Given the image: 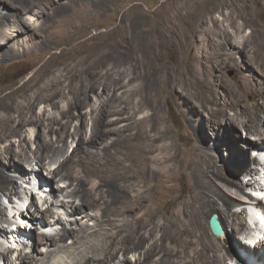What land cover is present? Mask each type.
<instances>
[{
	"label": "bare ground",
	"instance_id": "6f19581e",
	"mask_svg": "<svg viewBox=\"0 0 264 264\" xmlns=\"http://www.w3.org/2000/svg\"><path fill=\"white\" fill-rule=\"evenodd\" d=\"M84 2L87 0H0V4L7 9L5 12L0 9V39H5L0 41V52L4 54L2 58L8 59L3 47L8 46L24 30L30 38L28 41L36 43L33 44L34 49L40 48L43 53L49 51L54 43L45 40L47 36H42L44 33L41 30L53 18H58L56 23L59 22L61 33L69 29L71 32L66 33L71 38L77 36V28L84 23L83 14L86 10L85 6V9L81 8L78 3ZM41 7L45 11L49 9L51 15L48 16V11L47 16H44L45 11ZM141 32L133 29L132 41L141 43ZM259 38L263 40V48L255 49L252 65L254 63L262 70L264 34L258 32L255 40ZM218 39L220 42L214 51L216 66L220 69L226 64V46L248 51V37L242 43H237L232 35L223 32L218 35ZM140 48L142 45L137 47L139 51ZM30 50L14 49L12 53L21 55ZM11 54H8L9 57L13 56ZM141 57L146 58L142 53ZM55 59L52 56L47 59L39 57L42 62L35 73L21 86L12 88L8 94L0 97V110L5 112H0V144L6 142L3 147L0 146V215H3L0 216V241L6 243L10 239L23 237L27 241L29 233L21 228V221H36L39 228L48 231L57 225L61 227L55 235L40 234L36 236L37 239L34 236V249L51 242L50 248L39 251V258L22 251L10 261L7 258L8 254H12V249L8 247L4 249L9 250L7 252L0 250V259L4 264H17V261L19 264H50L55 254L69 250L76 260L74 264H226L230 259L240 260L244 264H264V256H261L264 255L263 245L256 244V241L252 244L243 241L249 249L240 246V251H237V247L230 243L229 234L224 235L223 231V235L217 237L202 225L207 217L216 215L222 230L230 233L238 230L240 239L241 235L245 238L249 234V223L255 227L258 224L253 214L258 207L260 212L264 208V195L263 187H259L255 175L264 180V162L257 155H246L248 157L245 158L243 150L235 153L231 148L236 146L238 149L237 143L241 140L239 130H243L248 138V150L250 147L257 150L264 148L262 84H252V79L247 75L238 76L231 85L223 81L227 91L223 106H218L214 99L193 93L190 105L195 108L197 100L207 111L206 120L200 123L198 132L201 134L192 130L193 144L189 148H177L173 153L172 144H158L165 140L168 131L160 124L159 95L162 91L158 92L152 86L153 81L149 77L151 71L147 72L148 77L145 75L149 83L143 79L137 85L134 82L141 77H135V74L126 84V77L121 74L118 77L106 74L87 81H77L72 78L73 66L66 59ZM184 77L179 73L178 78L174 76L169 79L181 88L185 99L187 88L184 86ZM195 83H198V79ZM100 88L102 92L97 94ZM119 89H122L120 95L117 94ZM89 93L96 95V105L91 106L86 113L91 120L90 136L86 139V116L81 109L91 101ZM256 98H261V105L254 103ZM59 99L64 100L65 106H59ZM185 100L188 101L187 98ZM8 101L14 107L15 115L4 111L8 109ZM39 104L51 106L54 112L47 115L44 109L40 114H35ZM145 105L152 107L154 112L150 116L138 117L142 108H146ZM112 116L115 118L110 119ZM74 121L79 124L73 126ZM27 126L36 128L34 151L28 150L30 139L23 135ZM207 131H211L216 140L221 137L227 147L229 161L219 163L213 160L210 149L213 146L206 143ZM226 132H229V137L224 134ZM10 137L19 139L15 148V143L9 141ZM69 137L76 140L74 148L67 145ZM70 148V153L65 154ZM5 152L10 154L6 161L7 167L2 165ZM63 153L62 159L54 161ZM180 157L186 162V191L179 189L177 184L183 174L175 166ZM241 158L244 163H239ZM28 162L35 168L26 166ZM57 162L55 169L46 168V165L51 168ZM250 162L254 166H250ZM43 170L47 171V176H43ZM19 179H27L26 183L30 185L36 179L33 185L39 186L42 193L46 190L41 188L43 182L50 187L47 189L50 193L45 196L38 192L39 198H43V208H39L33 200L30 189L21 190L17 187ZM248 186L251 187L250 195L246 191ZM3 188L7 193H4ZM58 193L63 194V200H59ZM22 194L25 199L30 196L32 200L25 211L15 212L8 220L7 213H3L5 208L1 199L14 203L17 198L24 205L20 197ZM78 199L79 203H76ZM245 202L249 204L248 207L240 209ZM54 208H57L55 212ZM64 216L70 217V230L65 225L68 218ZM243 217L244 224H241ZM89 222H93V225L89 226ZM35 230L39 229L35 227ZM16 231L18 235L13 237ZM250 235L264 237L258 232H251ZM67 239H72L71 246L66 245ZM131 251L137 254L134 261L128 255Z\"/></svg>",
	"mask_w": 264,
	"mask_h": 264
},
{
	"label": "rangeland",
	"instance_id": "374dc122",
	"mask_svg": "<svg viewBox=\"0 0 264 264\" xmlns=\"http://www.w3.org/2000/svg\"><path fill=\"white\" fill-rule=\"evenodd\" d=\"M78 6L81 8L85 6L86 10L83 14L85 17L84 23L77 28V36L71 38L70 34H67L70 31L69 29H67L68 32L65 31V33H61V29H58L59 22L56 23L58 18H53L49 20L48 25L46 23V25L43 26L44 29L41 30V33L44 34L42 35L40 33L44 37L47 36L44 38L45 40L53 41L54 45H51L49 51L43 53L40 48L34 49L35 45L33 44L36 43H34L33 40V42L30 40L28 41L30 38L27 36L28 34L25 33L26 30L24 29H22L24 30L23 33L19 32V34L11 40L8 46L3 47V49L7 51L8 59L4 60V58H2L4 57V54H1L0 52V97L4 94H8L12 88L21 86L35 73L36 69L42 62L39 60V57H41V59H47L50 56L54 59L57 57L55 60L58 61L66 59L68 64L73 66L72 68L74 71H72V78L77 79V81H87L89 79L99 78V75L101 77L106 74L118 77L121 74L124 78L126 77L124 79V83L126 84L128 83L127 80L135 74V77H141L137 82H134V85H137L141 84L143 79H145V83H149V80L145 78V75L148 77L147 72L151 71L149 72L151 75H149V77L153 81L152 86L156 88L158 92H164H161V96L159 95V116L161 117V127L165 126L168 131L166 134L167 136L164 138L165 140L159 141L158 144H162L163 142L170 145L172 144L174 146L172 152L174 153V150L177 148L185 149L193 144L192 130H195L198 134L200 123L206 120L207 111L201 107L197 100V106H195V108H192L190 105L193 101V93H200L201 97L210 100L214 99L218 106H223L224 99L227 95L223 81L227 83V85H231L238 76L247 75L252 79V84L255 85L260 83L264 88V67L260 70L254 63L252 65V57L254 56V53H256L255 49L260 48L262 50L263 48V40L261 38L255 40V38L257 37L258 32L259 34H264V0H87V2L81 4L78 3ZM134 7H136V10ZM0 9L2 12L7 11L3 4H0ZM41 9L44 10L45 8L41 7ZM48 11L50 12L49 9L44 12V16H47L46 14L49 13ZM50 15L51 12L48 16ZM53 22L55 23L53 24ZM54 25H57V28L54 27ZM60 26L62 25L60 24ZM133 29L137 32L142 31L143 40H141V43L139 41H135L136 43L132 41L131 36ZM223 32L224 34L229 33L232 35L237 43H242L247 37L249 42L247 52H244L235 46H226L228 52V56L226 55V64L220 69L215 63L216 55L214 50L218 42H220L218 35ZM3 40L5 39H0V41ZM256 42H258V45L255 44ZM140 45H142V48H140L139 51L137 47ZM14 49H18L19 51L22 49L31 50L25 54L14 55L12 53ZM141 53L142 55H145L146 58L141 57ZM8 54L13 56L9 57L10 55ZM242 59L244 62H241ZM168 73L171 75V78L174 76L178 78L179 73L185 76L184 82L186 85L184 86L187 88L185 99L187 98L188 101L183 98L184 95L180 92L181 88H179L176 83H171ZM197 79L198 83H195ZM163 85L165 88L164 91ZM101 92V88L97 90V94ZM121 92L122 89H119L117 94L120 95ZM95 96V94L89 93L91 101L86 107L81 109L83 115L86 116V139L90 136L91 127L90 116L86 115V113L90 111L91 106L96 105ZM249 97L250 99H254L251 98V96ZM58 101L59 106H65L64 100L59 99ZM250 101L248 102L249 104L251 103ZM254 103L261 105V98H256ZM10 105L11 103L8 101V109H5L4 111H10V114L15 115L14 109H12L14 107ZM145 106L146 108H142L143 110L137 115L138 117L150 116L154 112L152 107ZM2 107L4 108L6 106L2 105ZM44 109L47 115L54 112V109L51 106H47V104H39L35 109V114H40ZM0 112L5 113L2 110H0ZM111 118L114 119L115 117L112 116L110 119ZM77 124L79 123L74 121L72 125L74 126ZM72 127L70 128V131H72ZM35 133V127L31 128L27 126L25 128V133L23 135H25L27 139H30L29 151H34L36 148L33 141ZM224 134L227 136L229 132ZM205 136H207L206 143L213 146L210 148L212 150L213 160L219 163L229 161V155L227 154L228 150L226 145L221 141V137L219 136V141L216 140L215 137H212L213 133H211V131H207ZM238 136L239 138L241 136V140H238L237 143L239 145H237L238 149H236V146H233L231 151L236 153L238 150L239 152L243 150L242 153L245 158L248 157H246V155H251V157H253L251 150H248L247 148L248 143H246V141H248V138H246L245 132L239 130ZM18 140L19 139L16 137L9 138V141L15 143L14 148L18 144ZM5 144L6 142L0 144V146L3 147ZM67 145L74 148L76 146V140L69 137ZM71 149L72 148L66 150L65 154H69ZM9 156V153H4V157L2 158V165L4 167H7L6 161ZM63 156L64 153L63 155H58L54 161H59ZM245 160L249 163L247 159ZM239 161V163H244L242 158L241 160L239 159ZM47 162L48 161H46V163ZM28 165L33 167L31 162L26 164V166ZM57 165L58 162L51 168L46 165V168H48V170L55 169ZM175 166L180 168L179 172L183 173H181L182 176L177 183L178 187L179 189L186 191L188 189V182L185 172L186 162L184 158L180 157L179 162ZM250 166H254L253 163L250 162ZM42 173L43 176H47V171L43 170ZM34 174H36V172H34ZM22 176L24 175L22 174ZM255 176L258 178L259 187L262 188L264 186V180H262L261 177H257V175ZM248 178L251 179L250 176H248ZM35 180L32 182L33 184L35 183ZM26 182L27 179L17 180V187L21 190L24 188L30 189L33 192V200L37 202L39 208H43V198H39L40 195L38 193L40 192L38 188L39 186L36 187L33 184L30 185ZM47 187L46 183L43 182L41 188H46V190L43 193L40 192V194L42 193L44 196L49 194L50 190L48 191L47 189L50 187ZM250 189L251 187L248 186L246 190L249 195L251 194ZM2 190L4 193H7L6 189L3 188ZM57 195L59 196V200L64 199L63 194L58 193ZM20 197L21 200L24 201V205L20 203L17 198L14 199V203H8L4 198L1 199L3 207L5 208L3 213H7L6 216L8 220L15 212L18 213V211H25L28 203L32 200L30 196L25 199L24 194L20 195ZM76 203H79V199ZM247 205L249 204L245 202L240 209L247 207ZM56 210L57 208H54V212ZM57 212L63 213L61 210H58ZM0 216L3 215L1 214ZM64 217L68 218L65 225L70 230V217ZM208 219L209 218L207 217L206 220H203L204 224L202 225L209 229ZM240 223L244 224V217L241 219ZM92 225L93 222H89V226ZM20 226L22 229L25 228L26 233H29L27 241L25 240V237L18 239L14 238L15 241L14 239H8L10 243L7 241H5L6 243L0 241V250L3 249V251L7 252L9 250L4 249H7L8 247H11L13 250L10 251L12 253L11 255L8 254L7 259L10 261H13L17 253L22 251L35 258H39V251H44L46 248H50L51 242H47L46 246L40 245L34 249L32 247L34 236L35 239H37L36 236L40 234L55 235L60 231L61 227V225H57L48 231L39 228L36 221H21ZM35 227L39 230L36 231ZM240 227H242V225ZM223 231L224 235L227 233L231 236L230 243L233 244L235 248L237 247V251L238 249L240 251V246L249 249L247 244L243 243L245 240L242 235V239H239L240 232L238 230L234 231V233H230V231L226 232V230ZM30 233H33V235ZM12 235L13 237H16L18 232L16 231V233ZM21 242H23V244ZM71 244L72 239H67L66 245L71 246ZM24 245H26L25 249H23ZM255 250H257V248ZM128 255L132 261H134L137 256L133 251ZM75 262L74 255L72 254V251L69 250L68 252H58L55 254L51 259L50 264H74ZM19 263L20 262L17 261V264ZM22 263L31 264L30 262ZM0 264H4L2 259H0ZM226 264L244 263L240 262V260L237 261L230 259ZM255 264L262 263L256 262Z\"/></svg>",
	"mask_w": 264,
	"mask_h": 264
},
{
	"label": "water",
	"instance_id": "95a60500",
	"mask_svg": "<svg viewBox=\"0 0 264 264\" xmlns=\"http://www.w3.org/2000/svg\"><path fill=\"white\" fill-rule=\"evenodd\" d=\"M208 226L210 231L212 232L213 235L220 237L223 235V230L220 225V222L217 219L216 215H212L209 220H208Z\"/></svg>",
	"mask_w": 264,
	"mask_h": 264
}]
</instances>
